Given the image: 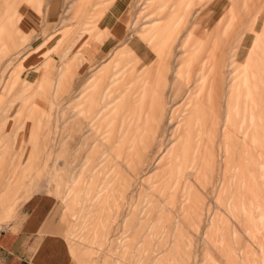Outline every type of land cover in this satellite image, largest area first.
<instances>
[{
	"label": "rangeland",
	"instance_id": "1",
	"mask_svg": "<svg viewBox=\"0 0 264 264\" xmlns=\"http://www.w3.org/2000/svg\"><path fill=\"white\" fill-rule=\"evenodd\" d=\"M229 2L0 0L4 220L51 197L72 264H264V91L246 59L264 7L248 22Z\"/></svg>",
	"mask_w": 264,
	"mask_h": 264
},
{
	"label": "crops",
	"instance_id": "2",
	"mask_svg": "<svg viewBox=\"0 0 264 264\" xmlns=\"http://www.w3.org/2000/svg\"><path fill=\"white\" fill-rule=\"evenodd\" d=\"M229 1L234 7L251 8L249 14L252 17L248 22H253V8L264 7V2L257 5L254 0ZM246 18L243 22H237L245 23ZM222 221L226 222V219ZM213 225L225 229L219 220H214ZM0 264H72L66 240L59 233L54 218L51 197L40 194L32 196L20 208L16 217L7 221L0 209Z\"/></svg>",
	"mask_w": 264,
	"mask_h": 264
},
{
	"label": "bare ground",
	"instance_id": "3",
	"mask_svg": "<svg viewBox=\"0 0 264 264\" xmlns=\"http://www.w3.org/2000/svg\"><path fill=\"white\" fill-rule=\"evenodd\" d=\"M11 1H15L17 3V6L22 9L23 8V0H11ZM238 1V0H237ZM240 1V0H239ZM242 4V3H241ZM245 4V2H244ZM245 7V6H243ZM243 9V8H242ZM241 9V10H242ZM244 11L242 12H234L235 16H236V20H235V23H234V28L236 29V24L238 26L239 22L237 21H243L244 18H245V12L243 13ZM174 18L173 16H169L167 21L164 23V25H161L158 27V30L160 32H162L166 39H168L170 37V35H172V33L176 32V28L180 27L179 24H173L174 21ZM261 19V18H260ZM259 22H261V20H258ZM3 27L1 26L0 27V31H3ZM257 34H255L254 36H256ZM240 53V52H239ZM238 53V54H239ZM212 54V53H211ZM214 54V53H213ZM213 58V57H212ZM248 58L249 60V64H250V72L252 73L251 76H254L255 77V80H257L258 82L261 81L260 83L263 85V91H264V39L262 41V46L257 49V50H248L247 52V56H246V59ZM214 60V59H212ZM220 63H217V61H215V64L214 63H211V79L213 78H218V75H219V70H220ZM210 69V68H209ZM193 71V70H192ZM191 72V71H190ZM208 73V72H207ZM261 73H263V76H261ZM209 74V73H208ZM191 76V74H190ZM202 78V77H201ZM204 78V77H203ZM206 78V77H205ZM208 78V77H207ZM206 78V79H207ZM257 81H254V86L256 87V90L255 89H251L249 90V94H248V97H249V101L250 103H254V101H256L255 99V95L258 91V83ZM222 82V81H221ZM212 86V84H211ZM200 87V86H199ZM209 90V92H214V86L210 87L209 89V79L208 80H204L202 81L201 83V87H200V90H199V93L197 95V100H198V107L201 108L202 105H206L207 108H208V102H210V98L208 99L206 97V92ZM220 92V91H219ZM209 94V93H208ZM208 96V95H207ZM210 97V96H209ZM219 97V96H218ZM211 107V106H210ZM209 107V108H210ZM248 111L251 112L253 107H254V104L253 106H249L248 105ZM246 109V108H245Z\"/></svg>",
	"mask_w": 264,
	"mask_h": 264
}]
</instances>
